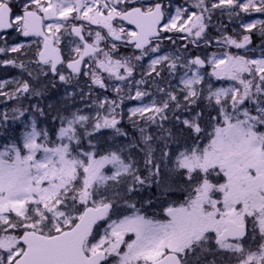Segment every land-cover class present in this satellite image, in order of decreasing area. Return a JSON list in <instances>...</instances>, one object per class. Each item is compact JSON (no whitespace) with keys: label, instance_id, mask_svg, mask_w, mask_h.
<instances>
[{"label":"snow or ice","instance_id":"1","mask_svg":"<svg viewBox=\"0 0 264 264\" xmlns=\"http://www.w3.org/2000/svg\"><path fill=\"white\" fill-rule=\"evenodd\" d=\"M0 264H264V0H0Z\"/></svg>","mask_w":264,"mask_h":264},{"label":"trees","instance_id":"2","mask_svg":"<svg viewBox=\"0 0 264 264\" xmlns=\"http://www.w3.org/2000/svg\"><path fill=\"white\" fill-rule=\"evenodd\" d=\"M3 139H4V138L0 137V142H3Z\"/></svg>","mask_w":264,"mask_h":264}]
</instances>
